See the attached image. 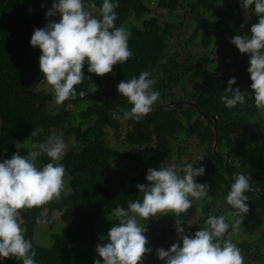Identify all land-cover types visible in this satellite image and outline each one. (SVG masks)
<instances>
[{"label":"trees","instance_id":"trees-1","mask_svg":"<svg viewBox=\"0 0 264 264\" xmlns=\"http://www.w3.org/2000/svg\"><path fill=\"white\" fill-rule=\"evenodd\" d=\"M146 1H115L119 3L115 24L131 33L128 43L133 57L122 65H115L113 72L104 76L111 89L107 93L102 91L103 76H92L88 81L90 75L85 64V78L75 86L77 96L59 104L64 107L63 116H59L48 112L52 104H57L53 89L48 95L37 92L41 81H47L39 70L41 50L30 43L36 28H44L49 20L59 21V16H46L54 0H0V162L11 159L19 142L28 140L39 145L53 132L63 129L69 118L68 113H64L68 105L78 108L82 103L90 104L79 114L87 129L73 128L64 135L74 141L58 162L64 165L70 178L65 186L68 194L62 192L59 202H50L46 214L43 206L26 209L19 218L25 229V238L31 240L37 253V264H94V259H101L103 264L95 249L102 242L101 236L108 234L116 222L111 213L117 206L127 208L129 200L141 198L136 185L148 183L147 170L160 168L157 161L163 160L159 159L161 155L165 159L167 154L166 159L169 158L172 140L180 146L185 142L183 138L186 142L196 138L202 148L203 154L191 163L194 167L206 169L205 174L196 180L212 185L211 199L197 204L196 209L216 211V201L226 198L230 185L243 173L252 187L245 193L249 197L251 212H264V137L250 136L254 127L249 120L257 108L250 92L249 56L241 54L231 42L235 35H250L251 24L259 19L252 10L254 5L246 11L242 7L243 0H199L196 4L192 3L194 0H157L156 8L168 12L167 17L174 14L184 1L188 6L202 7L203 11L210 12L207 20L203 19L206 23L198 21L207 26V31L199 39L200 52L195 54L196 61L182 62L179 54L165 60V49L174 25L156 17L146 6ZM244 13H247L246 17H243ZM146 14L149 18L145 17ZM139 22L142 23L137 26ZM213 22L214 27L210 24ZM211 48L218 59H211L208 55ZM143 71H148L150 78L157 81L153 87L160 92L164 103L155 104L153 111L141 122L124 120L123 112L130 110L131 105L118 93L117 85L133 76L138 77ZM191 73L203 82L200 90L188 98L191 105L184 109L182 103L186 97L179 100L172 92ZM232 77L237 80L233 87L249 91V94L245 105L229 109L221 103L220 97ZM96 87L99 89L97 93L94 92ZM80 93H86L87 98L81 100ZM194 116L196 120L192 121ZM215 116L220 120L214 126ZM115 117L122 119L123 123ZM213 127L217 130L220 145L216 153L212 150ZM124 128L126 131L121 140ZM34 129L39 130L38 136H31ZM111 130L117 142L129 145L118 155L107 142ZM75 143L78 147L74 146ZM200 157L204 159L200 161ZM37 159L43 165L51 162L46 154ZM228 160H236L238 169ZM60 211L63 214L53 219V213ZM41 215L51 222L36 224V217ZM98 220L106 225L101 230H97L98 224H95ZM60 223L62 227H59ZM42 225L48 227V237L52 241L46 247L37 245L35 240L37 229ZM189 228L193 234L198 231L196 225ZM153 232L159 234L153 244L163 241V234L167 233L165 228L161 232L153 229ZM237 247L246 256L250 255L248 244H237ZM263 260L262 254L255 257V261ZM0 264H22V261L0 258Z\"/></svg>","mask_w":264,"mask_h":264},{"label":"clouds","instance_id":"clouds-1","mask_svg":"<svg viewBox=\"0 0 264 264\" xmlns=\"http://www.w3.org/2000/svg\"><path fill=\"white\" fill-rule=\"evenodd\" d=\"M96 3L94 0H54L46 16H59V21L49 20L44 28H36L31 37V45L41 50L39 70L47 81H41L39 87L48 83L57 104L77 96L75 86L85 78V64L88 65V76L90 73L105 76L113 72L115 65H122L133 57L128 43L131 33L115 24L119 3L102 0L99 7ZM253 5L258 22L251 24L250 35H235L231 42L241 54L249 56L250 67L247 70L252 81L250 92L257 108L249 120L254 127L250 136L256 138L264 137L263 123L255 122L258 110L264 111V0L242 2L246 11ZM150 76L148 71H143L138 77L133 76L117 85L118 93L131 105L130 110L123 112L124 120L141 122L153 111L155 104L164 103L160 92L153 87L157 81ZM91 79L89 76L88 81ZM227 84L220 97L221 103L229 109L245 105L249 91L234 88L233 85L237 84L235 77L230 78ZM39 87L38 93L48 95L39 91ZM94 92L99 91L94 89ZM87 96L80 93L79 98L84 100ZM219 120L215 116L214 126ZM38 135V129L31 132L33 137ZM183 139L186 141V138ZM38 147L39 152L30 151L23 157L15 153L11 159L0 162V258H14L22 261V264H37V253L31 240L25 238V230L19 222L21 211L59 202L61 193L65 191L67 172L64 165L58 162L65 155L67 144L53 132ZM219 148L217 130L213 127L212 150L216 153ZM43 154L51 162L37 167V156ZM203 159L200 157V161ZM227 162L238 169L236 160ZM205 171L203 166L194 167L192 163L182 168L175 163H162L159 169L149 168L146 175L148 183L136 185L141 198L129 200L127 208L117 206L111 213L116 222L110 227L107 237H101L102 242L95 249L103 264H144L146 255L153 251L147 246L150 243L148 238L153 229L161 232L164 228L174 237L177 235V242L169 249L155 250L164 264H245L241 249L232 239H225L230 227L233 233L239 232L243 218L250 211L246 203L249 197L245 193L252 187L245 174L241 173L235 178L226 195V203L232 211L218 216L208 215L204 227L194 234L185 231L182 217L193 208V200L211 199L209 192L212 185L196 180ZM225 179H228L227 174ZM196 211L203 215L202 208ZM58 214L63 213H53V219L58 218ZM168 214L177 218L176 231H170L166 224L162 228L156 221ZM230 218L233 220L231 225L227 222ZM35 222L40 225L51 221L41 215L36 217ZM94 264H101V259H94Z\"/></svg>","mask_w":264,"mask_h":264},{"label":"rangeland","instance_id":"rangeland-1","mask_svg":"<svg viewBox=\"0 0 264 264\" xmlns=\"http://www.w3.org/2000/svg\"><path fill=\"white\" fill-rule=\"evenodd\" d=\"M97 6L99 7L102 4V0H96ZM95 1V2H96ZM116 0H113L115 2ZM195 2H192L193 4H196L199 0H194ZM85 2H88V0H85ZM157 0H152V3L146 1V6L149 8V10H152L154 15L161 20H163L165 23H170L171 25H174V31L171 33V38L168 39L167 48L165 49V60H169L172 56H175V54H179V60L182 62L186 61H196L195 60V54L200 52V48L198 46L199 39L201 37V34L203 32H206V27L198 23V21H204L203 19L207 20V15L210 13L209 11H203V8H193L192 6H188L187 1H184L182 5L178 8L177 11L174 12V14H171L170 17H167L169 15L168 12H165L161 9L156 8ZM246 12V11H245ZM247 13L243 14V17H246ZM145 17L149 18L148 14L145 15ZM205 22V21H204ZM134 23V22H133ZM142 22L137 23V26H140ZM206 23V22H205ZM211 26H215L214 22L210 23ZM208 55L211 57V59H218V56L216 55V52L211 48L208 51ZM168 58V59H167ZM87 65V64H86ZM88 66V65H87ZM97 77L96 74L90 73V77ZM103 82L102 86L103 91L107 93L111 89V85L106 83L107 77L103 76ZM202 85V80L197 78L196 76L191 73L184 81L181 82L182 89L176 88L174 90V97L178 98L179 100L184 99V109L188 107L189 103L188 98L192 97V95L200 90V87ZM174 86V84H172ZM52 90V87L48 85V83L43 84L39 87V91L45 92L47 94H50V91ZM95 91H99V89L96 87ZM89 103H82L78 106H69L68 108H65L64 113H68L69 118L67 119V123L64 124L63 129H60L59 131H55V133L60 136L65 143L67 144V149L74 143L73 140L65 138L64 135L66 132L73 128H81V129H87L86 124L82 123L79 119L80 112L86 110L89 107ZM64 110V107L59 104H52L50 108H48V112H53L55 115L63 116L62 111ZM117 117H115L116 119ZM120 123H123L122 119L119 117L117 118ZM196 117L193 118V121H195ZM256 123L262 122L264 126V111L258 110L256 118ZM185 126L187 125V122L184 121ZM0 128H1V122H0ZM126 131V128L122 129V135L120 136V139H123V134ZM264 133V127L263 131ZM107 142L110 144L111 147H113L118 154H120L122 151H124L125 148H128L129 145H126L124 143H119L116 141V137L113 134L112 130L109 133V136L107 138ZM34 145L28 141H21L17 144L16 153H19L22 157L27 156L30 151H37L39 152V147H33ZM75 147H78V144H74ZM205 148V147H203ZM66 149V150H67ZM202 149L199 144H197V141L195 139H189L187 142H181L180 146L172 140V150L169 153V160L166 159L167 154H165V159L161 155L159 160L157 161V164H159L161 167L162 163L165 165L175 163L178 168H182L184 165L191 163L198 155H202L203 151H200ZM39 156V155H38ZM37 156V157H38ZM157 156V154H156ZM120 157H117V160H119ZM122 159V158H121ZM168 161V162H167ZM37 167H43V164L40 160L37 159L36 161ZM65 186H68V183L70 181L69 175L65 173ZM66 194H68V188L64 191ZM207 198L196 201L193 200V208L189 209V212L186 216L182 217L184 223H185V231L192 233L193 230H191L189 227L191 225H196L197 230H200L205 225V220L208 215H222L227 213L228 211H232L231 207L226 203V198L221 197L216 201L217 210L213 211H204L203 215H200L196 210L197 204L201 203L202 201H205ZM208 200V199H207ZM247 205L249 206V213L243 218V222L240 226V230L238 233H233L232 228H229L228 233L225 235V239H232V241L237 244H248L250 248V255L246 256V254L242 253V255L245 258V264H264L263 261H255V257L262 254L264 256V212L262 210H258L255 213H252V208L250 203L247 201ZM219 204V206H218ZM45 210L44 214L49 212L50 209V203L44 205ZM26 210V209H25ZM25 210H22L24 212ZM20 213V215H21ZM163 218V219H162ZM162 218H157L156 221L159 223V226L163 228V224H166L169 229H172L176 231L175 224H176V217L172 214H168L165 216H162ZM203 222V224H201ZM230 225L233 222V220L230 218L227 221ZM95 224H98L97 230H101L102 226H106L105 223L102 220H98ZM200 224V225H198ZM202 225V226H201ZM63 225L60 223L59 227H62ZM24 229V228H23ZM25 230V229H24ZM48 227L46 225L39 226L36 232V243L39 246L46 247L48 246V243L50 244L51 239L48 237ZM25 234V232H24ZM101 237H107V234H103ZM159 238V234L157 232H152L151 237L148 238L149 245L148 247L152 248V253L150 255H146V258L144 260V264H164L163 261H161L157 254L156 249L158 248H164L169 249L171 245L175 242H177V235L174 237L171 233H164L163 234V241H158V244H153L157 239ZM181 243V241H179ZM149 257V258H148ZM13 259V258H9Z\"/></svg>","mask_w":264,"mask_h":264}]
</instances>
